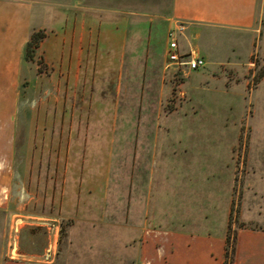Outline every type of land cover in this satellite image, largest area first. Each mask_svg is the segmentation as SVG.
<instances>
[{
    "label": "rangeland",
    "instance_id": "rangeland-1",
    "mask_svg": "<svg viewBox=\"0 0 264 264\" xmlns=\"http://www.w3.org/2000/svg\"><path fill=\"white\" fill-rule=\"evenodd\" d=\"M19 1L44 38L11 87L21 32L0 44L2 264H235L264 237V23L195 41L173 0ZM175 38L223 64L171 73Z\"/></svg>",
    "mask_w": 264,
    "mask_h": 264
},
{
    "label": "crops",
    "instance_id": "crops-1",
    "mask_svg": "<svg viewBox=\"0 0 264 264\" xmlns=\"http://www.w3.org/2000/svg\"><path fill=\"white\" fill-rule=\"evenodd\" d=\"M41 1L43 3L42 8L45 10L46 6L44 4V1L43 0ZM179 1L180 0H173V9H172L173 17L174 19H176L175 17L176 15L181 16L179 17V19H176V21L192 26V30H193L192 36L193 39H196L195 41H197L205 33L206 35L211 37V38L210 37L206 38L210 41L213 38L210 35L211 33L213 34L214 31L217 32L222 30L230 31V33L240 32L242 34V33L251 32L252 34H254L261 29V24L263 25L264 23V20L262 19L264 17V0H181V4H179ZM178 5H180L181 9H183V12L181 11L178 12ZM185 8L201 9L202 10L201 12L195 11L194 13L201 14L203 16L207 15L209 16V18L204 20L185 18V17L183 18V16L186 14L185 11H187ZM44 10H41V12ZM34 13L35 11L33 9L31 10V8H29V6L22 1L0 0V44L7 45L10 41L12 43L17 38L18 34L21 32L20 39H21L22 47L24 48L23 60H20L18 62L12 57L10 58L7 57L5 59L6 66L1 68L2 71L5 72L4 76L8 78L6 82L8 87L12 86L13 80H18V78L25 76L22 75L26 67L24 66V63L27 64L25 57V49L27 48L28 43L30 42L32 33L36 31V28H34L33 26V20H32ZM231 15L250 16L251 25L246 26V25H234V24L226 23L223 19L224 18L223 16H231ZM207 29H209L208 32L205 31ZM183 37L185 38L184 34ZM240 37H243V34ZM252 39L254 38L253 37H251L250 39L247 38V41H251ZM188 44L189 45L186 46L187 49L189 47L195 49L196 52H198L200 56L203 57L207 62V65L199 71H203V72L205 70L209 71L214 66L217 67L218 69L219 66L223 64L220 63V61L215 62V60H212L207 54V51L203 49L201 44L199 45L195 42L196 44L195 48L193 47L191 42H189ZM249 56H251V54ZM233 64L238 65V63L236 62L232 63V65ZM168 71H171V73H173L172 70H168ZM195 73H197V71ZM188 76L191 78L192 76H195V74L192 72L189 73ZM213 77L214 79H216L217 76L214 75ZM188 165L190 164L186 163L187 167ZM199 207L202 208V206ZM203 211L204 210H202V212ZM186 215L183 218H186ZM173 235L174 233L172 234V236ZM191 235L197 236L195 234H191V232L189 231L188 236ZM250 235L253 241L250 242L249 246H246L244 244L243 240L245 238L242 240V242L240 241L239 247L237 249L238 251H237L235 264H264V237L261 236V233L259 232L251 233ZM260 240H262L263 242H261ZM174 244H173L174 246L171 247L172 250L175 249L174 252L172 253V255H174L172 257V264H174V261L176 260L174 257L184 250L181 249L179 242ZM146 252H147V248H146ZM187 256L190 255L187 253ZM183 257L185 256L183 255ZM186 258H187L186 259L187 264H191L192 263L191 258L188 257ZM1 261L2 258H0V264H2ZM223 261L224 259H222L221 264H223Z\"/></svg>",
    "mask_w": 264,
    "mask_h": 264
},
{
    "label": "built area",
    "instance_id": "built-area-1",
    "mask_svg": "<svg viewBox=\"0 0 264 264\" xmlns=\"http://www.w3.org/2000/svg\"><path fill=\"white\" fill-rule=\"evenodd\" d=\"M180 33L186 30L183 24L178 25ZM207 65V62L198 52L189 47L184 49L180 45V40L173 39L168 50L167 70H172L174 74L187 77L189 73L199 71Z\"/></svg>",
    "mask_w": 264,
    "mask_h": 264
},
{
    "label": "trees",
    "instance_id": "trees-1",
    "mask_svg": "<svg viewBox=\"0 0 264 264\" xmlns=\"http://www.w3.org/2000/svg\"><path fill=\"white\" fill-rule=\"evenodd\" d=\"M44 38V36H41L40 34H34L33 37H32V40L28 43V46H27V57H31L29 56L30 55V51L32 49V47L34 46V44H38L37 42Z\"/></svg>",
    "mask_w": 264,
    "mask_h": 264
},
{
    "label": "flooded vegetation",
    "instance_id": "flooded-vegetation-1",
    "mask_svg": "<svg viewBox=\"0 0 264 264\" xmlns=\"http://www.w3.org/2000/svg\"><path fill=\"white\" fill-rule=\"evenodd\" d=\"M31 40H32V39H31ZM31 40H30V41H31Z\"/></svg>",
    "mask_w": 264,
    "mask_h": 264
}]
</instances>
